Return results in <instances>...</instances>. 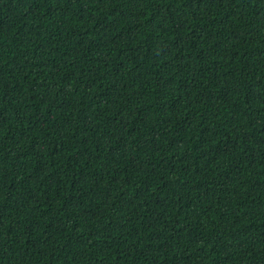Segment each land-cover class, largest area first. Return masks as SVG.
Listing matches in <instances>:
<instances>
[{"label": "trees", "instance_id": "16d2710c", "mask_svg": "<svg viewBox=\"0 0 264 264\" xmlns=\"http://www.w3.org/2000/svg\"><path fill=\"white\" fill-rule=\"evenodd\" d=\"M0 264H264V0H0Z\"/></svg>", "mask_w": 264, "mask_h": 264}]
</instances>
